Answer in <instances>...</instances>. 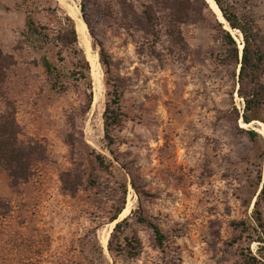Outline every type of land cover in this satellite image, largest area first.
Masks as SVG:
<instances>
[{
  "label": "rangeland",
  "instance_id": "1",
  "mask_svg": "<svg viewBox=\"0 0 264 264\" xmlns=\"http://www.w3.org/2000/svg\"><path fill=\"white\" fill-rule=\"evenodd\" d=\"M59 1L0 0V49L16 63L5 93L23 138L46 151L34 177L16 191L0 173V198L10 205L8 213L0 215V264H99L93 251L97 245L108 264L261 261L264 243L256 242L260 233H242L237 227L252 222L264 177V136L258 132L259 124L264 126V106L262 121L244 126V101L237 93L240 66L228 58L223 41L222 32H229L240 58L239 30H226L214 12L221 25L211 18L180 25L182 45L169 41L162 29L152 49L142 33L119 24L116 0H86L93 33L86 26L89 54L97 65L90 64L93 103L87 111L82 89L63 78L67 67L57 59L59 49L49 44L40 52L23 37L27 12L33 10L45 24L50 17L44 9L58 6L67 13ZM70 1L80 9V0ZM128 2L138 12L154 4ZM223 2L242 24L252 19L264 38V0ZM47 26L52 33V25ZM79 46L88 59L85 47ZM101 49L110 77L122 92L121 123L112 132V145L102 124L106 75ZM43 52L57 67L65 91L51 88L40 63ZM5 108L0 99V115ZM248 130L257 131L261 140L251 143ZM96 156L104 159L106 168L97 166ZM124 183L126 203L117 223L130 220L113 248L124 237L136 236L141 253L135 258L108 248L116 224L109 218L121 207L119 189ZM139 215L160 227L163 250L155 247L152 232L137 223ZM103 232L108 233L104 247ZM261 234L264 238V230Z\"/></svg>",
  "mask_w": 264,
  "mask_h": 264
},
{
  "label": "trees",
  "instance_id": "2",
  "mask_svg": "<svg viewBox=\"0 0 264 264\" xmlns=\"http://www.w3.org/2000/svg\"><path fill=\"white\" fill-rule=\"evenodd\" d=\"M81 17L88 27L91 35L90 22L87 17L86 0H80ZM220 10L224 20L231 30H239L243 37V48L239 58V49L233 41L229 32L223 31V41L226 46L228 58L239 64L238 72V95L244 101V110L241 115L242 122L247 126L255 121H262V107L264 106V38L260 30L252 19L245 24L234 11L228 10L223 0H214ZM116 16L119 24L127 29L140 32L146 38L148 47L152 49L158 44L162 29L169 41H174L176 45L184 44L178 27L188 23H205L207 18L217 22L215 13L210 9L205 0H154L153 5L145 7L138 12L128 0H116ZM49 15L48 24L52 25V33H48L47 22L40 24L33 12H27L25 21V31L23 37L26 43L32 45L37 51H44L47 45L52 44L59 49L56 54L59 61L64 62L67 73L63 76L65 81H73L82 89L83 104L88 111L93 103V80L91 76V66L79 46V38L74 20L63 12L58 6L44 9ZM165 16H161V14ZM164 25V26H163ZM221 25V24H218ZM226 29V26H225ZM227 30V29H226ZM255 43V48L252 44ZM40 57V63L47 74L53 90L65 91V82L61 81V75L55 64L49 59L47 53ZM66 57H61L62 53ZM153 53V51H151ZM102 66L105 69L106 78L104 80L106 89V103L102 115L104 137L110 145L113 144L112 132L121 123V87L117 80L110 77V64L106 59L103 49L99 51ZM60 57V58H58ZM16 63L12 55L5 54L0 49V99L4 101L5 111L0 115V173H4L9 181L11 190L16 191L20 186L28 183L35 175L38 164L46 160V151L43 146L31 139H24L21 127L16 118V111L12 103L7 99L5 90L8 88L10 75ZM238 116V113H237ZM248 140L255 144L261 140L260 136L253 130L245 131ZM95 162L98 167L106 168L104 159L96 156ZM78 186L81 185V178L77 176ZM91 182V181H90ZM121 194V207L109 218V223H114L122 214L125 203L127 187L122 184L119 189ZM74 193L75 190H70ZM9 202L0 198V215L9 211ZM264 211V177L262 187L253 204L252 222H242L237 227L242 233L252 230L253 233H260L256 242L264 243L262 231ZM135 214V213H134ZM130 218L127 217L115 224L108 243L111 253H125L130 258H135L141 253V242L136 236L124 237L116 248H113V240L117 234L123 233ZM139 225L148 228L154 238L155 247L164 249L165 235L158 225L142 215L136 219ZM253 223V224H252ZM252 225V226H251ZM242 227V228H240ZM255 240H251L254 242ZM94 253L99 259V264H108L103 255L102 248L97 245ZM248 264H264V258L258 261L250 258Z\"/></svg>",
  "mask_w": 264,
  "mask_h": 264
},
{
  "label": "bare ground",
  "instance_id": "3",
  "mask_svg": "<svg viewBox=\"0 0 264 264\" xmlns=\"http://www.w3.org/2000/svg\"><path fill=\"white\" fill-rule=\"evenodd\" d=\"M59 2H60L61 5H63L67 9L68 15L74 20L75 25H76V31H77L78 38H79V43L81 44V46L85 47L86 53L89 55L88 60L90 61L91 66L96 67L97 66L96 65V57L95 56H91V54H89L90 50H89V39H88V34H87V28H86V25L84 24V22L82 21L81 13H80V9H79L78 5L75 2H71L70 0H68V1L60 0ZM206 2H208L210 7L212 8V10L217 14L218 19L220 20V22H223L225 24L226 29L229 30L230 32H232L230 30V28L228 27V25L226 24V22L224 21V19L221 18V13L219 12L220 10H218L216 8L213 0H206ZM95 74H96V72H95ZM97 77H99V76H97ZM98 83L99 82H96L97 85H98ZM259 125L261 127L258 130V132L262 136H264V126L262 124H259ZM244 126H246V125H244ZM247 126H250V125H247ZM100 239H101L100 240L101 245L103 247L106 246L107 240H108V233H104L103 236Z\"/></svg>",
  "mask_w": 264,
  "mask_h": 264
},
{
  "label": "water",
  "instance_id": "4",
  "mask_svg": "<svg viewBox=\"0 0 264 264\" xmlns=\"http://www.w3.org/2000/svg\"><path fill=\"white\" fill-rule=\"evenodd\" d=\"M206 1V0H205ZM213 2H214V4H215V6H216V8L218 9V7H217V5H216V3H215V1L213 0ZM208 3V2H207ZM209 7H210V5H209ZM210 9L212 10V8L210 7ZM219 10V9H218ZM213 11V10H212ZM214 12V11H213ZM220 12V11H219ZM222 18H223V16H222ZM224 19V18H223ZM82 21H83V19H82ZM225 21V20H224ZM84 22V21H83ZM226 22V21H225ZM85 24V23H84ZM86 25V24H85ZM114 223H117V221L116 222H114Z\"/></svg>",
  "mask_w": 264,
  "mask_h": 264
}]
</instances>
